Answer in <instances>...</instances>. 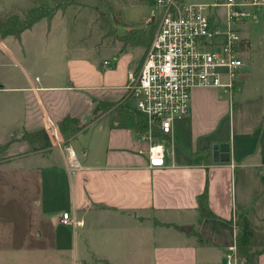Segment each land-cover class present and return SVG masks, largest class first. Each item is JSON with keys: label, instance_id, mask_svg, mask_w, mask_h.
<instances>
[{"label": "crops", "instance_id": "crops-1", "mask_svg": "<svg viewBox=\"0 0 264 264\" xmlns=\"http://www.w3.org/2000/svg\"><path fill=\"white\" fill-rule=\"evenodd\" d=\"M29 2L0 0V13ZM60 14L46 18L50 27ZM41 20L20 37L0 34V253L22 247L30 264H226L227 246L263 245L264 72L241 56L233 92L195 87L190 114L170 134L154 132L166 159L151 166L139 136L145 119L127 94L144 59L134 67L132 54L99 61L78 53L64 58L63 73L47 65L36 73L41 43L30 47L24 38ZM70 43L64 37L66 55ZM248 47L242 37L241 50ZM67 118L88 125L66 138L60 124ZM39 131L47 140L25 137ZM53 133L74 149L81 169H69ZM215 144L227 145L217 161ZM206 189L214 216L201 209ZM64 211L84 224L62 225Z\"/></svg>", "mask_w": 264, "mask_h": 264}, {"label": "built area", "instance_id": "built-area-1", "mask_svg": "<svg viewBox=\"0 0 264 264\" xmlns=\"http://www.w3.org/2000/svg\"><path fill=\"white\" fill-rule=\"evenodd\" d=\"M148 21L156 25L152 43L138 70L132 71L127 94L144 116L140 138L147 141L151 166L164 165L166 149L154 140V132L170 134L174 122L191 112L192 91L198 86L221 87L233 92L244 62L242 37L236 28L254 17L264 0H215L213 3H185L156 0ZM225 9L224 16L217 10ZM111 65V61H105ZM54 144L66 146L68 167L81 169L71 146L57 133ZM62 225L78 227L84 221L71 211L59 218ZM226 264H248L236 245L226 248Z\"/></svg>", "mask_w": 264, "mask_h": 264}, {"label": "rangeland", "instance_id": "rangeland-1", "mask_svg": "<svg viewBox=\"0 0 264 264\" xmlns=\"http://www.w3.org/2000/svg\"><path fill=\"white\" fill-rule=\"evenodd\" d=\"M26 7H16L7 14L0 13V17L18 14L23 16L25 11L35 5L34 0H29ZM75 4L69 5L64 10L60 9L58 15L49 25L45 18L37 26L27 32L24 41L30 46L38 44L39 50L33 71L41 73L43 66L47 65V70L52 72L66 71L64 63L66 56L74 54H85L86 57L96 55L100 60L112 57L116 53L118 57H131L133 55V65L137 66V61L144 59L147 48V38L153 29L156 32V25L148 21V17L153 9L157 8L156 0H72ZM185 3H213L215 0H180ZM224 16L225 9L217 10ZM236 27L242 37L249 42L247 49L241 50V56L249 61H253V69L264 72V13H257L246 23L240 22ZM51 31L48 33V30ZM69 29H72L73 35ZM144 32V33H142ZM70 34V35H69ZM155 35V33H154ZM64 37L69 38L70 47L67 54L62 48ZM72 38V39H71ZM154 38V37H153ZM11 41L14 38H10ZM76 41V42H75ZM146 41V42H145ZM47 44V47L45 45ZM78 44V45H77ZM143 44V45H141ZM248 45V43H247ZM49 58L45 60L43 56ZM85 57V58H86ZM44 60V61H43ZM63 60V61H62ZM115 66V63L111 65ZM18 69L20 68H15ZM135 70V69H134ZM134 100H130L133 105ZM46 139L45 134H41ZM47 140V139H46ZM8 226V223H4ZM17 234H22L19 230ZM10 249L5 248V253H0V264H30L29 257H24L22 247H17L10 254ZM20 254V255H19ZM10 257L12 263H10ZM29 258V259H28Z\"/></svg>", "mask_w": 264, "mask_h": 264}, {"label": "trees", "instance_id": "trees-1", "mask_svg": "<svg viewBox=\"0 0 264 264\" xmlns=\"http://www.w3.org/2000/svg\"><path fill=\"white\" fill-rule=\"evenodd\" d=\"M35 5L29 7L24 15L21 17L18 14L9 15L8 17L2 18L0 17V34L4 38L8 35H14L16 37H20L21 33L26 29L32 27L36 22L43 18L52 19L55 14L60 10H64L69 5L75 4L72 0H34ZM144 33V32H142ZM155 29H153L152 33H149L150 36H145L148 39L146 42L147 51L152 43L154 37ZM143 45V44H141ZM144 46V45H143ZM146 51V52H147ZM114 105V104H113ZM108 105V107L100 106L95 114V116L91 119V121L97 119L103 112H105L108 108L113 106ZM88 123L84 125H80L77 120L73 118H67L60 124V128L66 138H69L79 132L81 129L85 128ZM140 131L144 129V125L142 120H140ZM43 134L42 131L35 133H26L25 137L31 139L35 136H39ZM6 150V146H0V162L4 160L5 156H3L4 151ZM208 193L207 189L200 197V205L203 213L206 216H214L211 212L208 205ZM239 253L246 257L248 264H259V256L264 250L263 245H254L252 243H248L246 245L238 246Z\"/></svg>", "mask_w": 264, "mask_h": 264}, {"label": "water", "instance_id": "water-1", "mask_svg": "<svg viewBox=\"0 0 264 264\" xmlns=\"http://www.w3.org/2000/svg\"><path fill=\"white\" fill-rule=\"evenodd\" d=\"M225 147L227 148L226 144H222V145L215 144L214 145V160L215 161L219 160V152L220 150H223Z\"/></svg>", "mask_w": 264, "mask_h": 264}]
</instances>
